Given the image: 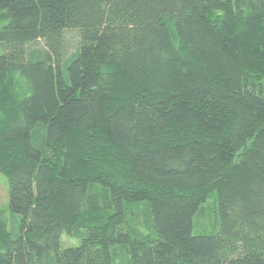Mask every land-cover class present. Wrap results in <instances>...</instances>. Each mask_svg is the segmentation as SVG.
<instances>
[{
    "label": "trees",
    "instance_id": "1",
    "mask_svg": "<svg viewBox=\"0 0 264 264\" xmlns=\"http://www.w3.org/2000/svg\"><path fill=\"white\" fill-rule=\"evenodd\" d=\"M0 25V264H264V0H0Z\"/></svg>",
    "mask_w": 264,
    "mask_h": 264
},
{
    "label": "rangeland",
    "instance_id": "2",
    "mask_svg": "<svg viewBox=\"0 0 264 264\" xmlns=\"http://www.w3.org/2000/svg\"><path fill=\"white\" fill-rule=\"evenodd\" d=\"M1 26V25H0ZM68 39V49L73 51L78 45L79 34L77 29H70L67 33ZM205 210L202 217V222H198L195 219L194 224V232H210L213 229V224L215 217H217V195L210 197L207 199L204 204ZM0 211L3 212L5 219L7 220L8 226L10 229H13L15 226V221L18 222L20 220V216L15 218L12 215V212L9 208V195H8V184L7 177L0 172ZM197 217V216H196ZM201 218V217H200ZM79 243V239L68 237L66 234H63L61 237V248H65L67 246H74Z\"/></svg>",
    "mask_w": 264,
    "mask_h": 264
}]
</instances>
